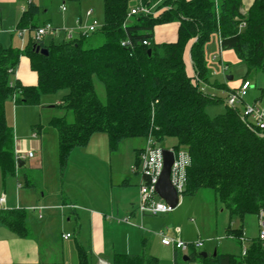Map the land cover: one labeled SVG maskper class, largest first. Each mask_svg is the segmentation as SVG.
<instances>
[{
	"label": "trees",
	"instance_id": "obj_1",
	"mask_svg": "<svg viewBox=\"0 0 264 264\" xmlns=\"http://www.w3.org/2000/svg\"><path fill=\"white\" fill-rule=\"evenodd\" d=\"M61 1L79 5L86 0ZM101 1L103 26L88 32L90 35L48 45L34 40L22 51L0 44V174L14 175L17 170L12 129L4 119L5 103L37 104L41 96L65 89L66 96L56 106L70 112L72 121L65 115L50 121L57 131L61 165L72 149L84 147L97 133L106 135L111 151L126 139L146 141L151 137L157 143L172 138L173 148L186 149L190 158L182 195L213 192L227 210L229 222L231 218L242 222L249 214L264 215V129L249 128L230 107L209 117L206 107L218 100L197 88L184 65V49L190 41L195 81L205 80L201 51L209 34L216 33L221 50H232L247 71L264 73V0H252L244 14L240 12L242 0H141L147 7L155 5V13L132 16L128 13L135 5L133 0ZM27 2L17 29L35 31L38 26L31 23L40 7L32 0ZM171 22L178 23L176 41L153 43L154 27ZM90 40L94 43L88 45ZM121 42H127L126 46ZM35 46L46 49L47 54L36 53ZM21 57L28 59L36 74L33 86L10 79ZM94 78L104 88V102L95 93ZM134 152L131 171L137 173L141 149ZM25 218L23 209H0V223L18 237L28 235ZM226 234L239 242L241 226L228 227ZM188 260L198 264H264V240L258 235L244 255L215 252L202 257L191 252ZM77 264H89L80 247ZM111 264H158V260L145 253L114 254Z\"/></svg>",
	"mask_w": 264,
	"mask_h": 264
},
{
	"label": "rangeland",
	"instance_id": "obj_2",
	"mask_svg": "<svg viewBox=\"0 0 264 264\" xmlns=\"http://www.w3.org/2000/svg\"><path fill=\"white\" fill-rule=\"evenodd\" d=\"M252 0H242L241 13H245ZM40 7V15L32 19L35 26L47 22L55 24L58 28L44 36L48 41L53 36V42H61V30H64L66 36L70 34L73 39L81 35H90L87 26L95 23L97 30L103 26V7L101 0H86L79 5L76 3L61 0H32ZM136 3V0H133ZM157 5V4H156ZM27 0H0V44L3 47H13L14 49L24 50V47L35 40L34 30L26 31L18 35V22L22 14V9H26ZM64 7V11L61 10ZM155 10V5L151 6ZM164 9V8H163ZM86 11H91L89 18H86ZM81 19L79 24H76ZM54 25V26H55ZM176 23H165L156 26L152 31L151 41L156 44L172 42L176 38ZM94 43L89 41L88 45ZM99 42H95V44ZM191 42L189 41L184 49L185 72L188 77L193 78L197 88L209 98L218 100L213 105L206 107V113L209 117L223 114L228 107L226 105L227 96L239 89L242 81H248L249 88L242 99V102H236L232 107L241 117L244 113V106L255 104L257 107H264V73L261 71H247V67L239 62L235 53L230 50H221L218 46V37L216 33L209 34L208 40L202 47V57L205 64V80L197 79L195 81L192 65L190 64ZM23 48V49H22ZM222 66L225 70H222ZM228 77L231 80H228ZM14 81V76L10 77ZM23 81L24 79L21 78ZM94 88L98 99L104 102V88L102 84L94 78ZM67 90L60 89L53 94L43 95L36 104H14L13 101H7L4 107L5 123L12 129L13 138L15 131L22 135L26 140V145L31 147L34 158L26 159L24 170L27 169V175L33 182L35 178H40L39 186L27 188L24 186L23 172L17 171L14 175L3 177L0 174V196L2 189L11 191L10 183L13 181L14 187L19 183L22 190H28L34 193L35 199L39 202L29 208H42L46 202L71 196L78 200V203H88L93 209H103L110 199L116 204L119 203L120 210L125 209L138 211V200L130 206L132 199L131 193H121L106 188L109 178L116 180V174H127L131 176V182H137L140 179L141 163L138 161V175H132L131 169L135 162V150L144 149L146 141L140 138H131L123 140L115 150L107 149L106 136L103 133L94 134V140L86 147L74 148L67 156L64 165H61L58 155L57 131L50 125L52 118L66 116L67 121H72L70 112L56 106V102H61L66 96ZM250 120V119H249ZM16 124L17 128L14 127ZM33 134L35 136H33ZM18 136V135H17ZM20 140L19 137H17ZM100 138H102V143ZM22 139V140H24ZM104 139V141H103ZM40 144V149L38 145ZM102 146V147H101ZM160 148H170L175 146V140L164 138L156 143ZM95 154H99L95 156ZM41 162L40 169H34L28 172L29 161ZM110 173V174H109ZM130 182V183H131ZM132 185V184H131ZM127 186L131 189L132 186ZM137 188V183L134 184ZM19 187V185L17 186ZM27 188V189H26ZM58 189L61 193L56 192ZM39 192V193H38ZM129 192V191H126ZM40 193H43L40 196ZM84 200V201H82ZM133 201V200H132ZM158 198L154 195L153 202L158 203ZM126 204V205H125ZM60 206V203H59ZM125 206V208H124ZM5 208V205H2ZM28 208V209H29ZM27 209V210H28ZM35 212V211H34ZM37 213V212H36ZM43 220H35L36 214L28 211L34 219L32 233L39 235V229L44 225L41 232V240L46 239L54 242L62 248V257L64 264L77 263L76 245L84 247L87 241V220H81V230L78 231V224L74 222L70 211L64 210V216L53 215L49 220L48 212L44 211ZM78 213V211H76ZM134 218L129 214L122 212L106 217L103 240L106 256L110 254V248H115L116 252L126 255H139L145 253L155 257L158 264H173V248L165 247L160 243L158 233L163 232L168 237H178L185 244L200 243L201 246L196 249L186 248L177 252L176 264H198L197 261L187 260L191 252L200 254L203 251L211 252L216 249L223 254L239 256L243 250H246L252 240H256L260 232H264V215H245L242 222L236 218H231L226 209L222 207L214 196V193L208 190H200L194 195H182L177 205L168 213L151 215L144 212ZM35 215V216H34ZM71 217L70 221L67 219ZM241 226L242 239L238 242L226 234V230L237 229ZM178 230V231H176ZM67 234L68 240H62V236ZM54 259L58 258L57 250L51 252Z\"/></svg>",
	"mask_w": 264,
	"mask_h": 264
},
{
	"label": "crops",
	"instance_id": "obj_3",
	"mask_svg": "<svg viewBox=\"0 0 264 264\" xmlns=\"http://www.w3.org/2000/svg\"><path fill=\"white\" fill-rule=\"evenodd\" d=\"M21 11L24 12L25 9H22ZM40 14L41 13H39L36 16H39ZM43 23H47V22L45 21V22H42V24ZM171 23H176V22H171ZM42 24L38 25V27H40ZM176 24H177V29H178V23ZM54 25L55 24L52 25L54 28H58V26L56 25L54 26ZM177 29H176L175 40H173L172 42H166V43H173L176 41ZM65 34H66L65 31L61 30V36H62L61 41L67 38ZM53 39L54 38L52 36L51 38L48 39V41H45L43 37L42 42L48 45L50 42L53 41ZM218 46H219V41H218ZM222 70H225L224 66H222ZM14 78L15 80H18L19 83L23 86H33L36 84L37 82L36 74L30 70L29 61L27 58L25 57L20 58L19 64L14 72ZM21 78H23L24 81ZM57 103L59 102H56V104ZM14 127L17 128L16 124ZM15 133H16L15 138H13L14 154L15 153H27V152L32 153V151L30 150L31 147L29 145H26L27 143L26 140L22 138V135L24 133L18 134L16 131ZM93 136L94 135L91 136L87 144H90L94 140ZM17 137H19L20 140H18ZM100 140L102 143V138H100ZM105 140H106V147L108 149L109 147H108L107 137ZM87 144L84 147L88 146ZM38 149H40V144L38 145ZM70 154L71 153H69V155ZM98 155L99 154H95V156H98ZM31 158H34L33 153H32ZM31 158H26V159H31ZM26 159H24L23 161H25ZM40 167H41V162H39V160L37 161V163L33 161H29V164H28L29 171L28 172L31 173L34 169L38 170L40 169ZM17 171L23 172V179H24L25 187L27 186V188L32 189V188L39 186V183L41 182L42 177L35 178L36 182H33L31 180L32 178L27 175V169L24 170V162L21 164L20 167L17 168L15 173ZM131 174L138 175V173L136 172H132ZM115 176H116V180L109 178L107 185H106V188L110 189V196L113 195L112 190H117V192H121V193L124 192L126 194L131 193L132 199L130 202V206L133 205L137 200L138 202L136 203H139V185L141 182V178L137 179V182L132 183L131 176L127 174L118 173ZM135 183H137V188L134 186ZM13 184H14L13 181H11L10 183L11 191L8 193H7V189H4V188L2 189L1 196H4V202L0 205V209L1 210L23 209L26 213L25 224L28 228V235L24 238L18 237L12 231H10L4 224L0 223V264H64L63 257H62L63 244L61 243V247H58V245L54 242H51L46 239L41 240L40 236L42 235H41L40 230L42 231L46 223L43 224L41 226V229L38 230L39 231L38 233L40 236H35L31 230L33 226H35L34 219L32 218L31 215H28V211L33 212V214L34 213L36 214L37 217H35L36 218L35 220L41 221L43 220L42 212L44 211L48 212L47 217L50 220L53 217L54 213L59 214L61 218V216H64V210H68L70 211V214L74 222L78 224V231L82 229L80 221L82 220L84 222V220H87V224H88L87 225V241L84 247L76 245V248L80 247L87 253L89 264H111L112 256L114 254H121V253L116 252L115 248L111 247L109 256H106L107 250H105V245H104V240H103V234L105 230L104 227L106 224V221H105L106 217L108 215L109 216L112 215L113 212H115L116 214H119L120 212H122L124 215L129 214L130 218H134L138 215L137 213L138 211H136L135 209L133 210L125 209L121 211L120 207L122 206L123 208V204L120 205L117 202L115 204L112 199H110V201H107L103 209L90 208L88 206V203L86 202L84 204L80 202L78 203V200L74 199V197L71 196V194H68L70 195L68 199L66 197L65 198L62 197L61 195V199L59 200L58 195L56 196L57 194L56 192L61 193V191H59L58 189L56 191L55 189H53L54 194L56 196L55 201L51 200L50 203L46 202L45 204H42L44 205V207L42 208L41 207L40 208H36V207L29 208L32 205H37L35 203H38L39 200L35 199L34 193H31L28 190H22L23 187H21L19 183L16 184V187H14ZM18 185L19 187H17ZM130 185L132 186L131 189H127V186H130ZM126 191H129V192H126ZM42 195L43 193H40V196ZM59 203H60V206H59ZM2 205H5V208H2ZM76 211H78V213H76ZM70 219L71 217H69L67 221H70ZM63 236H62V240H68V239H63ZM54 250H57V252L59 253L57 259H54L53 258L54 256L51 254V252ZM174 252L176 251L173 250V256H174ZM215 252L220 253L216 249L211 250V252H207L206 250L201 253H204L206 256H208V255H213V253Z\"/></svg>",
	"mask_w": 264,
	"mask_h": 264
},
{
	"label": "built area",
	"instance_id": "obj_4",
	"mask_svg": "<svg viewBox=\"0 0 264 264\" xmlns=\"http://www.w3.org/2000/svg\"><path fill=\"white\" fill-rule=\"evenodd\" d=\"M61 10L64 11V7H61ZM155 11L152 10V7H147L141 0H136L134 6H132L129 10L128 16L141 14V15H150L154 14ZM91 15V11H86L85 16L89 18ZM81 19L76 22L79 24ZM54 28L51 24L45 23L44 25L35 29V40L41 41L42 38L48 34L49 32L54 31ZM96 29L95 23H91L87 26V31L91 32ZM26 29L18 30V35L21 36ZM66 35V34H65ZM67 37V36H66ZM71 35L69 34L66 39H70ZM127 42H121L122 46H126ZM143 44H146L143 42ZM249 88L248 81H242L239 89L230 93L226 99V105L230 108L236 102H242L243 97L245 96L246 91ZM243 123H245L249 128L255 130H263L264 129V107L259 108L255 104L251 106H244V113L240 117ZM250 119V120H249ZM254 125V126H251ZM33 136H35L33 134ZM162 149H166L172 152L173 155V163L170 171V183L172 187L175 189L178 200L182 196V192L184 191L186 184V170L190 163L189 154L186 149L182 148H160L156 146L155 141L148 137L146 140L145 148L141 150L139 155V161L141 163L140 170V178L141 182L139 185V206L138 211L140 214L144 212L150 213L151 215L164 214L168 213L172 210L167 204L163 201L159 200L158 203L153 202L154 195V186L159 177V174L162 169ZM32 153H15L14 159L15 163L18 160L23 161L26 158H31ZM138 171V170H137ZM157 197V196H156ZM4 202V196L0 197V205ZM178 231V230H176ZM158 236L161 238L160 243L166 247H172L175 251H181L186 248L196 249L201 246L200 243L195 244H185L178 237H168L163 232L158 233ZM259 238L264 240V232L259 233ZM63 239H67V235L63 236ZM245 250L241 252V255H244Z\"/></svg>",
	"mask_w": 264,
	"mask_h": 264
},
{
	"label": "water",
	"instance_id": "obj_5",
	"mask_svg": "<svg viewBox=\"0 0 264 264\" xmlns=\"http://www.w3.org/2000/svg\"><path fill=\"white\" fill-rule=\"evenodd\" d=\"M34 51L36 53H40L43 55L47 54L46 49L40 48L39 46H35ZM150 52H151L150 49H148L147 53L149 54ZM228 80H231V78L228 77ZM161 154H162V169L154 186V192L159 200L163 201L165 204H167L169 207L173 209L178 203L177 193L175 189L172 187L169 179L171 166L173 163V155L171 151H168L166 149H162ZM22 163L23 162L21 160H18L16 162L17 168L20 167ZM200 255L202 257L206 256L204 253H200ZM213 255H215V253H213ZM183 260L187 261L188 257H184Z\"/></svg>",
	"mask_w": 264,
	"mask_h": 264
}]
</instances>
